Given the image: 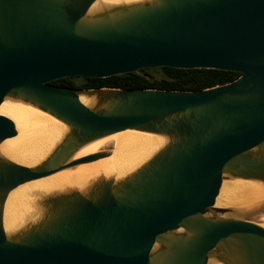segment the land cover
I'll return each mask as SVG.
<instances>
[{"label":"water","instance_id":"1","mask_svg":"<svg viewBox=\"0 0 264 264\" xmlns=\"http://www.w3.org/2000/svg\"><path fill=\"white\" fill-rule=\"evenodd\" d=\"M240 76L200 91L72 90L68 77L143 69ZM29 106L65 131L30 166L0 154V264H264V198L216 206L225 181L264 189V0H0V105ZM124 131L163 139L142 164L83 188L29 190L12 230L8 196L111 155ZM17 135L0 115V144Z\"/></svg>","mask_w":264,"mask_h":264},{"label":"bare ground","instance_id":"2","mask_svg":"<svg viewBox=\"0 0 264 264\" xmlns=\"http://www.w3.org/2000/svg\"><path fill=\"white\" fill-rule=\"evenodd\" d=\"M132 2L137 0H105L108 3ZM0 115L10 119L16 129L14 138L0 144V154L23 166L36 164L50 151L61 137L65 127L34 108L5 101L0 105ZM160 137L136 131H124L96 141L82 149L77 157L111 147V155L98 161L81 165L52 177L29 183L21 190L12 192L5 203L3 224L5 230H12L18 223L21 210L26 209L29 190L52 191L67 187L83 188L98 175L120 178L133 171L147 160L161 145ZM264 198V189L248 182L222 183L216 206L251 205ZM264 227V224L261 225Z\"/></svg>","mask_w":264,"mask_h":264},{"label":"trees","instance_id":"3","mask_svg":"<svg viewBox=\"0 0 264 264\" xmlns=\"http://www.w3.org/2000/svg\"><path fill=\"white\" fill-rule=\"evenodd\" d=\"M139 72L148 78L146 79L139 76L137 72H133L104 79L68 77L53 81L50 85L72 90L111 88L121 90L200 91L230 83L240 76L235 72L211 69L155 68L143 69Z\"/></svg>","mask_w":264,"mask_h":264},{"label":"rangeland","instance_id":"4","mask_svg":"<svg viewBox=\"0 0 264 264\" xmlns=\"http://www.w3.org/2000/svg\"><path fill=\"white\" fill-rule=\"evenodd\" d=\"M99 151L110 152L111 151V147L109 146V147H106V148H101V149H99Z\"/></svg>","mask_w":264,"mask_h":264}]
</instances>
